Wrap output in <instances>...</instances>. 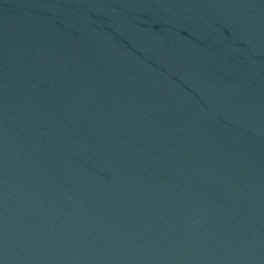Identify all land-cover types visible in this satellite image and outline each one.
Wrapping results in <instances>:
<instances>
[{
  "label": "water",
  "instance_id": "95a60500",
  "mask_svg": "<svg viewBox=\"0 0 264 264\" xmlns=\"http://www.w3.org/2000/svg\"><path fill=\"white\" fill-rule=\"evenodd\" d=\"M0 264H264V0H0Z\"/></svg>",
  "mask_w": 264,
  "mask_h": 264
}]
</instances>
